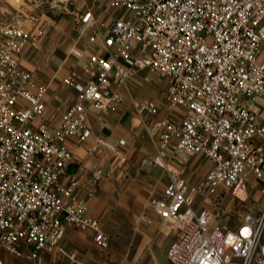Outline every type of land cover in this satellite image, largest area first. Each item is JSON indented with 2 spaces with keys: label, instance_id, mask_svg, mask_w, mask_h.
Segmentation results:
<instances>
[{
  "label": "built area",
  "instance_id": "obj_1",
  "mask_svg": "<svg viewBox=\"0 0 264 264\" xmlns=\"http://www.w3.org/2000/svg\"><path fill=\"white\" fill-rule=\"evenodd\" d=\"M108 7L104 20L92 7L76 13L79 36L101 40L104 53L89 56L87 82L74 73L64 79L77 100L58 125L33 123L46 109L49 87L36 85L20 65L25 47L45 30L0 17V264L5 253L30 259L41 251L63 253L69 226L109 247V234L76 191L79 182L63 181L73 160L67 140L87 142L91 110L118 111L121 88L140 72L167 81L160 100L132 97V104L155 145L152 161L170 173L166 198L149 202L179 230L169 259L264 264V0H109ZM161 106L169 114L150 122ZM193 157L208 160L210 169L189 182L182 175ZM102 174L95 166V179ZM224 190L239 201L251 192L262 199L235 229L216 222V210L204 205Z\"/></svg>",
  "mask_w": 264,
  "mask_h": 264
},
{
  "label": "crops",
  "instance_id": "obj_2",
  "mask_svg": "<svg viewBox=\"0 0 264 264\" xmlns=\"http://www.w3.org/2000/svg\"><path fill=\"white\" fill-rule=\"evenodd\" d=\"M108 2L0 0L1 18L7 21L21 18L27 29L45 30L39 42L25 47L20 62L22 68L33 73L36 85L49 87L45 95L46 109L34 124L47 120L51 125H58L62 112L76 102L75 89L64 83L69 74H76L84 83L90 80L86 62L91 54L104 53V45L101 40L89 43V33L79 36L76 13L92 7L95 15L104 20L110 16ZM73 48L82 51L83 57L74 55ZM166 88L165 79L147 80L145 72L133 75L128 87L121 88L125 101L118 111L100 114L95 108L91 110L88 122L92 135L87 142L81 144L74 137L67 140L73 160L67 166L63 181L79 182L76 191L87 199L90 214L100 220L109 234V247L101 248L91 231L69 226L61 240L63 253L41 251L34 259L5 253L6 264H174L168 250L178 238L179 230L170 218L159 215L149 206L152 199L166 198L164 190L170 182V173L152 161L155 145L132 104V97L160 100ZM169 112L161 106L150 122ZM121 140L125 143L121 144ZM206 161L209 170L210 162ZM95 166L103 172L98 179L94 177ZM199 168L197 161L188 160L182 177L196 182L201 179ZM201 202L202 197L198 196L197 209L202 208Z\"/></svg>",
  "mask_w": 264,
  "mask_h": 264
},
{
  "label": "rangeland",
  "instance_id": "obj_3",
  "mask_svg": "<svg viewBox=\"0 0 264 264\" xmlns=\"http://www.w3.org/2000/svg\"><path fill=\"white\" fill-rule=\"evenodd\" d=\"M190 162L197 161L200 166L198 177L203 178L207 173L209 164L203 157H194L189 159ZM262 201L258 192H251L246 201L234 199L229 191H222L219 196L210 198L204 202V205L216 210V222L224 223L230 228H237L240 219L251 211V205Z\"/></svg>",
  "mask_w": 264,
  "mask_h": 264
}]
</instances>
